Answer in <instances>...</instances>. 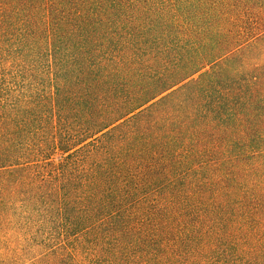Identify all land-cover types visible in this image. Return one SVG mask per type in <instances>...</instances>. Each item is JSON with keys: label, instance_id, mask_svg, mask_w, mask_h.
<instances>
[{"label": "trees", "instance_id": "1", "mask_svg": "<svg viewBox=\"0 0 264 264\" xmlns=\"http://www.w3.org/2000/svg\"><path fill=\"white\" fill-rule=\"evenodd\" d=\"M0 264H264V0H0Z\"/></svg>", "mask_w": 264, "mask_h": 264}]
</instances>
